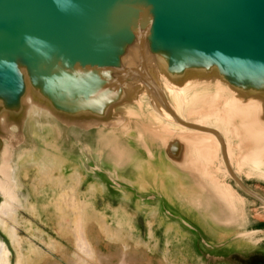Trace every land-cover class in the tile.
Returning <instances> with one entry per match:
<instances>
[{"label": "bare ground", "instance_id": "6f19581e", "mask_svg": "<svg viewBox=\"0 0 264 264\" xmlns=\"http://www.w3.org/2000/svg\"><path fill=\"white\" fill-rule=\"evenodd\" d=\"M150 26L151 23L147 20L148 45L153 43V49L150 51L147 47L145 52L147 75L152 78L154 69L155 76L163 80L165 92L172 99L173 109L184 120L195 125L213 128L223 135L229 164L234 167L239 178L245 169H248V175L254 173L264 178V72L251 69L246 70L245 73H239L229 63L208 52L199 56L182 58L177 53L178 46L156 42ZM110 41V47L116 54L121 49L122 37L116 34L110 37ZM132 55L133 45L131 44L129 51L122 55L121 60L126 67L123 77L130 76L129 79L133 77L135 83H132L133 81L126 83L125 94L132 99L135 93L133 85L146 87L157 100L158 113H154V117L160 129L138 126L137 132L133 131L135 134L128 133L131 136L126 142V150L112 142V137L116 135L117 129L111 130L108 135H102L101 147L117 156L115 172L124 181L123 185H120L119 192L125 196L131 194L129 186H133V189L138 188V191H147L148 187L154 186L157 173L163 174V176H172L178 181L183 176L182 173L198 172L202 175L204 182L194 181L191 185H177L173 194L183 197L182 200L187 201L198 210H210L212 219L218 224L226 226L239 224V195L226 181L230 174L223 162L219 140L209 133L178 127L164 104L144 83L141 75L133 67ZM23 57L24 53L22 52L17 55L16 72L13 76L14 82L18 84L23 82L24 84V93L21 96L22 114H19L18 106L11 98L12 91L0 89V194L3 198L0 204V226L3 229L8 225L5 218L15 222L18 209L26 205L25 195L20 191L18 173L20 165L28 159H34L39 165H43V173L55 177L54 182L57 184L63 185L67 179L76 181L78 184L85 181L83 172L81 173L72 165L78 158L77 155H82L75 147L77 131L68 128L72 124L73 117L65 111V108L55 107L52 96L47 93L46 88L42 87L40 78L33 77L31 68H29L30 62H26ZM1 78L0 75V85ZM212 79L224 82L235 95L229 97L226 94L228 88L221 83L214 87L215 90L211 89L209 85L203 86L201 83H196ZM121 94V91L104 94L97 98V103H105L118 95L121 96ZM223 103L226 108L223 106L221 108ZM118 105V102H115L106 113L116 123H121L122 116L117 111ZM129 115L136 116L133 111ZM236 117H241L242 121L238 123ZM127 126L125 131L130 130ZM240 131L245 133L242 138L244 141L240 140ZM177 134L185 145H170L167 158L172 165H166L163 169L156 170L157 166L162 167L163 164L156 161L155 150L150 144L160 140L167 145L169 139ZM149 136L153 140L152 143H148ZM233 138L240 140L239 151L244 149V145H242L244 142L249 144L246 154H243L237 161H234L236 155L232 146ZM141 149H144L145 152L143 153ZM188 149H191V153H188ZM84 156L87 157L86 154ZM70 168L77 172L74 178L73 175L68 176ZM206 184L212 186L211 188L221 204L216 203L213 196L207 193L208 186ZM104 187V184L98 181L96 184L90 185L91 192L89 193L93 196L95 192L104 191ZM73 197L74 193L69 187V192L65 191L61 199L58 197L61 203L59 206L63 204L70 206L68 203L72 202ZM154 199H156L155 196ZM135 205L141 210H146L144 215H148L152 211L156 212L160 208L158 200H154V203L150 204L144 199H137ZM79 206V204H73L71 208L77 210ZM58 210L60 212L61 208L59 207ZM64 222V218L61 217L59 223L63 226ZM85 223L86 219L80 212H77L68 222L71 234L75 239V245L81 253L80 258L93 259L94 252L87 238ZM10 227L12 229L4 230H10L11 241L15 244L19 241L15 233L16 228ZM168 229H174L170 222H167L166 230ZM251 235L253 234L248 232L237 234L241 238L251 237ZM10 251L6 243L0 239V264H9Z\"/></svg>", "mask_w": 264, "mask_h": 264}, {"label": "water", "instance_id": "95a60500", "mask_svg": "<svg viewBox=\"0 0 264 264\" xmlns=\"http://www.w3.org/2000/svg\"><path fill=\"white\" fill-rule=\"evenodd\" d=\"M147 20L156 42L178 46L177 53L182 58L208 52L239 73L251 69L264 72V0H0V89L12 91L11 98L22 114L24 84L14 82L13 76L16 57L24 53L33 77L40 78L55 107L65 108L73 117L68 128L77 131L76 141L86 135L89 140L94 121L105 128L123 125L124 113L120 112L122 123H116L106 113L112 104L118 102V108L134 103V96L129 98L124 90L126 83L135 79L123 77L126 67L121 60L132 44L133 67L164 104L173 122L178 127L217 137L230 177L245 194L264 206V197L249 189L230 166L223 135L184 120L173 109L171 98L160 84L162 79L147 75L145 52L147 47L153 49V43L148 45L147 41ZM116 34L122 37V44L114 54L110 37ZM196 83L203 86L221 83L233 91L217 79ZM120 91L121 96L97 103L99 96ZM152 98L155 104L151 103V107L157 114V100ZM142 108L144 105L139 102L138 110ZM133 112L136 116H130L132 120L135 118V128L143 127L140 115ZM155 144H150L153 149ZM160 144L164 150L161 155L166 158L170 145H185L177 138L167 145ZM2 200L0 197V203ZM224 260L227 264H264V255L234 254Z\"/></svg>", "mask_w": 264, "mask_h": 264}, {"label": "rangeland", "instance_id": "374dc122", "mask_svg": "<svg viewBox=\"0 0 264 264\" xmlns=\"http://www.w3.org/2000/svg\"><path fill=\"white\" fill-rule=\"evenodd\" d=\"M153 70V77L158 78L159 81L160 78L155 76ZM160 84L165 90L163 80ZM209 87L215 90L216 84L215 86L210 84ZM133 89L135 91L134 103L117 108L118 112L125 114V121L121 128H117V130L112 127L105 128L100 122L96 121L95 123L94 121L91 132H89L91 139L88 140V135L85 138L81 136L77 139L75 147L82 155H77L78 158L72 165L81 173L83 172L85 175L84 182L78 184L76 181L67 179L65 184H57L54 182L55 177L45 175L43 165H39L34 159H28L20 165L18 178L21 185L20 191L25 195L26 208L23 206L18 209L15 222L5 218L8 223L6 228L12 229L10 226H14L19 241L15 244L12 243L10 230H4L6 228L3 229L0 226V239L11 250L9 264H227L224 259L234 254L243 257L254 254L264 255V234H259L250 229L247 232L253 234L251 237H238L237 234L243 232L240 231L243 225L226 226L216 223L210 215V210H198L187 201L182 200L183 197L173 194L177 185H181L179 183L173 184L172 191H164V185H158L154 182L153 187H148V190L143 192L138 191V188L133 189V186H129L132 195L130 193L126 195L128 198L119 192L120 185L122 186L124 181L115 172L117 156L108 150L103 152L100 139L102 135H108L111 129L116 130L112 142L126 150V142L131 136L128 133L135 134L133 131L137 132L135 128L137 124L133 121L135 118L132 120L128 114L132 110L136 111L140 115V122L142 119L144 123H151V113H154L151 103L153 106L155 104L152 94L141 85H136ZM226 94L229 97L233 95L229 90ZM139 102L144 105L140 111L138 110ZM222 106L226 108L224 103L221 104V108ZM93 117L97 118L98 115ZM236 118L238 123L242 121L241 117ZM126 126L130 128L129 131H125ZM150 128L158 129L159 125L156 124L155 127ZM240 132V140L244 141L242 138H244L245 133ZM176 138L181 139L175 135L168 142ZM148 139V143L153 142H151L150 136ZM240 140L232 139V146L236 155L234 161L241 159L249 149V144L244 142L242 144L244 149L239 151ZM156 142L158 143L153 142L155 144L153 147L158 162L163 151L160 144L162 142ZM25 146L28 145L25 144ZM141 150L143 152V149ZM187 151L191 153V149ZM160 169L163 167H156V170ZM247 170L245 169L240 174L243 183L264 197V178L254 173L248 175ZM76 173L72 168L68 170L69 177L73 175L74 178ZM182 175L181 183L185 185H191L194 181L204 182L202 175L198 172L182 173ZM155 176L157 179L164 177L160 173L155 174ZM98 181L104 184V191L95 192L92 196L89 193L91 192L90 185L96 184ZM226 181L238 195L244 196L252 204L253 215L255 213L264 215V206L260 202L245 194L230 176L227 177ZM134 184H136L135 181ZM206 185L208 186L207 193L213 196L216 203L221 204L215 196L212 186ZM68 186L74 193L72 202L68 203L70 206L65 204L59 206L64 192H69ZM0 197L2 198L1 194ZM137 199H144L150 204H153L154 200H158L160 208L156 212L152 211L148 215H144L146 210H141L135 205ZM73 204H79V209H72ZM83 204L85 206H82ZM59 207L61 208L60 212ZM77 212H80L82 217L86 219L85 230L94 252L93 259L83 256V259L80 258L81 253L75 245L74 236L71 234L68 222ZM61 217L65 220L63 226L59 223ZM252 220L254 223L249 226L252 230L264 226V224ZM167 222H170L174 229L166 230ZM260 241L261 243H259Z\"/></svg>", "mask_w": 264, "mask_h": 264}, {"label": "crops", "instance_id": "0c3cea01", "mask_svg": "<svg viewBox=\"0 0 264 264\" xmlns=\"http://www.w3.org/2000/svg\"><path fill=\"white\" fill-rule=\"evenodd\" d=\"M150 119H151V123H148V124L143 123V120H141V123L144 124V126H146V128H148V129H149V127H155V125L158 124L155 121V117H153V115H152V117H150ZM163 152H164V150H163ZM159 161H160V164H163L162 167H165L166 165L171 166V162L166 158L165 155H160ZM232 168L234 169L233 166H232ZM171 178L172 177H170V176H164L162 179H157L155 181V183L158 185L159 184L164 185V191H166V190L172 191V189L174 188L173 184H175V183L183 184V183H181L182 182L181 179L179 181L176 180L174 182ZM180 178H183V176H181ZM240 179H241V177H240ZM241 180L243 181V179H241ZM169 193L171 194V192H169ZM239 200H240V202L238 203L239 204V206H238L239 207V217H238V219H239L238 223L239 224L238 225H243V227L240 229V231L247 232V231H250V229H251V231L258 232L259 234H264V228H263L264 226L263 227L260 226L259 228H256L254 230H252V228L249 227L254 223V221L252 219H254L255 222L263 225L264 224V215H262L261 213H259V214L255 213L253 215L252 204L249 203L244 196L239 195ZM261 241L259 243H261Z\"/></svg>", "mask_w": 264, "mask_h": 264}]
</instances>
